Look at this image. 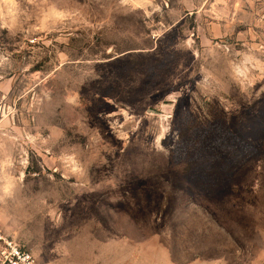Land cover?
Here are the masks:
<instances>
[{
	"label": "rangeland",
	"instance_id": "obj_1",
	"mask_svg": "<svg viewBox=\"0 0 264 264\" xmlns=\"http://www.w3.org/2000/svg\"><path fill=\"white\" fill-rule=\"evenodd\" d=\"M0 229L37 264H264V0H0Z\"/></svg>",
	"mask_w": 264,
	"mask_h": 264
},
{
	"label": "built area",
	"instance_id": "obj_2",
	"mask_svg": "<svg viewBox=\"0 0 264 264\" xmlns=\"http://www.w3.org/2000/svg\"><path fill=\"white\" fill-rule=\"evenodd\" d=\"M0 264H37L34 256L0 229Z\"/></svg>",
	"mask_w": 264,
	"mask_h": 264
},
{
	"label": "water",
	"instance_id": "obj_3",
	"mask_svg": "<svg viewBox=\"0 0 264 264\" xmlns=\"http://www.w3.org/2000/svg\"><path fill=\"white\" fill-rule=\"evenodd\" d=\"M151 111L155 112L154 110H151Z\"/></svg>",
	"mask_w": 264,
	"mask_h": 264
}]
</instances>
